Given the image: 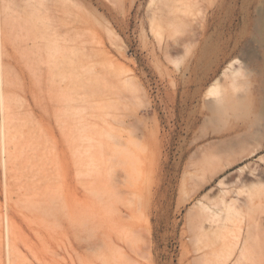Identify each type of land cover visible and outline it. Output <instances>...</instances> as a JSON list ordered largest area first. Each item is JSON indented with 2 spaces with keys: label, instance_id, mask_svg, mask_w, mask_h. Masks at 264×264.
<instances>
[{
  "label": "rangeland",
  "instance_id": "obj_1",
  "mask_svg": "<svg viewBox=\"0 0 264 264\" xmlns=\"http://www.w3.org/2000/svg\"><path fill=\"white\" fill-rule=\"evenodd\" d=\"M25 9L5 34L0 264H217L200 202L222 190L255 195L241 264H264V0H46L36 22ZM91 143L98 167L87 154L79 170Z\"/></svg>",
  "mask_w": 264,
  "mask_h": 264
},
{
  "label": "bare ground",
  "instance_id": "obj_2",
  "mask_svg": "<svg viewBox=\"0 0 264 264\" xmlns=\"http://www.w3.org/2000/svg\"><path fill=\"white\" fill-rule=\"evenodd\" d=\"M45 1L46 0H24L23 1L24 4H23V2L21 4L24 5L25 8H27V9H25L26 11H28V9L30 10L28 13L27 12L26 13L29 17H32L36 22V21H39V17H40L39 12H40V9H42L45 6ZM18 4H20V3H18ZM22 5L18 6L17 3L15 2V0H0V83L2 85V96L0 98V110L3 113V123L1 125L2 127H1V136H0V142H1L0 147L2 150V154L4 155L3 158H4L5 166L7 165V160H8V158H7L8 153H9L8 149H10V146H9V127H8V124H9L8 123L9 104H8V97H7L6 91L4 89L6 79H7L6 70H5V63H4L5 62L4 61V58H5V49H4L5 48V34H6L7 27L13 28L16 25V22L18 20V17L16 14L21 12ZM20 7H21V9H19ZM182 13L184 15H186V14L188 15V11H186V10L182 11ZM42 19H43V17H42ZM19 21H23V20H19ZM169 28H170L171 33H172V34L170 33L171 34L170 37L174 38L175 33L178 31L177 30L178 28H176V24L175 23L171 24L169 26ZM164 29H165L164 24L159 23L157 26V34L162 37ZM165 35H167V34H165ZM194 36H195L194 34L193 35L189 34V36H187V38L191 39ZM165 38H166V36H165ZM181 39L182 38H180V40ZM175 40L178 41L179 39H175ZM56 53H57L56 51H54L53 54L51 53L52 61L55 58ZM227 71L230 72V70H228V69H227ZM228 72L226 73V75H228ZM234 72L235 71H232L230 73L234 74ZM64 78H65V76L62 74L61 75V83H63L65 81ZM210 94L213 96L219 97L221 92L218 88H214V89H212ZM62 101L63 102L67 101V94L64 93L62 95ZM80 138L83 139V136H81ZM81 141H83L81 144H85L84 140H81ZM88 141H92V138L90 137V139ZM85 146H87V145H85ZM87 147L88 148L86 150L84 149L85 151L77 150V155H78V159H79V161H78L79 162V166H78L79 170L82 168V160H83V158H86L87 154L90 157L91 164L95 165L97 167L99 164L98 155L103 154V152L100 153L99 150L97 151V153L94 152L95 149L93 148L94 147L93 143H91V147L90 146H87ZM80 148L82 149V145ZM84 148H86V147H84ZM8 163L10 164L11 162L9 161ZM11 165H12V163H11ZM220 183L222 186L226 185L225 181H221ZM7 187H8V185H7ZM222 192L224 194L220 197V199L215 203V205L213 207L211 205L204 203V202H200V216H201L200 218H202L203 220H206V221H210L212 226H214L218 229L217 239L219 240V242H222V246L219 249V251L214 254L217 264H228L229 262L235 260V258L238 255V252H240L239 253L240 256L238 257L237 261L234 262V264H241V260H243V259L245 260L248 257V249L245 246V244L243 245L245 223H246V220H248L247 215L251 219L253 218L251 206H246V205L247 204L251 205V202H253L252 199L255 197V195L253 194V192L248 193L249 198L247 199V204L244 205V204H241L238 199L229 196L231 191L222 190ZM245 208H247L249 210H245ZM10 253H11V250H10ZM11 256H12V253H11ZM10 259L12 260V258H10ZM11 260H10V262H11Z\"/></svg>",
  "mask_w": 264,
  "mask_h": 264
}]
</instances>
